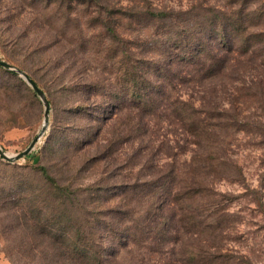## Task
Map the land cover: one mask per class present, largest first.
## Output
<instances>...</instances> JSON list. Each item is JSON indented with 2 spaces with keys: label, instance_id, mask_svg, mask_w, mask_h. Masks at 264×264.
Listing matches in <instances>:
<instances>
[{
  "label": "rangeland",
  "instance_id": "rangeland-1",
  "mask_svg": "<svg viewBox=\"0 0 264 264\" xmlns=\"http://www.w3.org/2000/svg\"><path fill=\"white\" fill-rule=\"evenodd\" d=\"M255 34L264 35V0H0V60L28 73L50 101L31 153L0 159V264H206L189 255L204 246L201 229L189 230L198 233L194 244L187 228L169 242L177 207L167 200L179 177L183 187L203 176L192 171L198 148L183 130L202 91L242 129L223 137L241 175L213 179L203 201H222L233 214L226 248L241 257L236 263L264 264V136L255 135L264 133V96L245 97L257 92L246 80L231 97L233 111L210 84L190 82L186 61L192 50L219 45L250 52L244 39ZM22 81L0 69V148L12 155L43 124L42 102ZM150 100V109L141 106ZM39 167L66 189L53 191ZM185 205L207 209L197 198Z\"/></svg>",
  "mask_w": 264,
  "mask_h": 264
},
{
  "label": "trees",
  "instance_id": "trees-1",
  "mask_svg": "<svg viewBox=\"0 0 264 264\" xmlns=\"http://www.w3.org/2000/svg\"><path fill=\"white\" fill-rule=\"evenodd\" d=\"M149 16L154 19H164L169 17V13L152 12ZM244 42L250 45V48L255 46L256 49H254V47L248 52L249 50L242 51L232 49L231 47L225 48L224 45L221 47L219 45L215 50L212 47L205 51L192 50L186 60L191 66L190 69H188L189 71H187L189 72L187 75L191 79L190 82L197 86H202L203 82H206L208 85L210 84V95L213 96V94L218 95V93H221V95L227 96L226 100L229 101V106L233 111H235V105L231 97H234L237 91L239 92V85H242V83L245 85L246 80H248L251 87L257 89V92L253 95L245 92V97L254 98L257 95L264 96V35H250L244 39ZM0 69L2 68L0 67ZM170 71L173 70L170 69ZM6 73L18 79L20 83H23V81L17 78L13 73L7 71ZM26 74L39 87L36 80L28 73ZM159 92L160 90L158 93ZM206 94H208L206 91H202V94H199V99L197 100L199 102L198 104H200L199 107L193 106L194 103L189 104L186 111L189 115H187L186 118L190 119V122L188 126L185 123L188 128L183 129L195 140L193 144L198 148L197 152L194 150L192 151L193 159L191 165L195 164V168H193L192 171L194 172L201 169L203 170V176L200 175V173L197 177H191L190 181L184 183L183 187H181L183 179L179 177L178 183H181V185L177 190L173 191L172 194L168 195L167 200L168 203L171 204L172 210L174 207H177V209L173 211V219L175 218L174 224L177 227L174 230V237L172 236L169 242H172L173 245L177 244L176 241L179 240L180 230H186V228L188 236L190 235L188 238L192 240V237H197L198 233L195 235L194 232H189V230H191L192 227H197L207 234V236L202 241L204 244L202 249H199L196 245L193 246L189 253L191 257L197 255L200 257V255H202L207 259L206 264H237L242 262L241 257L233 256L226 248L229 234L234 230L233 224L235 221L231 219L233 214L228 212V206L224 205L222 201L209 199L206 205L203 199L204 194H207V196H211V193L214 194L212 188L213 179L233 180L230 173L231 170H236L237 176L241 175V169L228 156V148L226 147L228 144L225 146L223 137L227 136L225 135L227 131L240 132L242 129L240 125H238L239 121L236 119L237 117L235 114H228L227 110L221 105L217 106L213 102H205L206 97H204V95ZM33 95H35V93ZM237 99H239V96H237ZM46 100L50 108V101L47 98ZM204 105L210 106L206 108ZM141 106L150 109L153 106V102L152 100L145 101L141 103ZM155 108H159L157 104ZM169 108L172 110V108H175V105L169 104ZM180 109L183 110L184 108L181 107ZM173 110L174 113L175 110H178V112L176 111L175 118L179 120L185 119L183 115L179 113V109ZM119 111L120 110H117L116 112L118 113ZM262 128L264 129V127ZM255 135L262 137L264 133L258 132L255 133ZM200 142H204L205 146H202ZM38 170L41 174V178L49 183L53 191L59 193L66 189L65 187L58 186L56 182L51 180L43 167H39ZM203 177L204 180L202 179ZM196 198L202 201L204 206H207V209L200 214L195 213L191 207H186L185 205H190ZM128 212H130V209L123 211L125 214ZM23 225L27 226L26 223ZM114 226L116 227V225ZM39 227L40 230H44L45 234L49 237H53V233L47 228V224L44 223ZM39 227L36 226L35 228ZM116 238L119 237L116 236ZM157 239L158 238L155 237V242ZM63 242L67 244L66 239L63 240ZM192 243L194 244V241ZM133 244L136 245L135 240ZM83 248L82 250H80V248L77 249L78 255H85V247ZM118 252L119 251H117L116 254H118ZM244 259H246V262L249 264L247 258ZM96 260H98V264H101V259L100 261L98 258L92 259L93 262ZM90 261L91 260L87 258L83 264H90ZM69 262L72 264L76 261L73 260Z\"/></svg>",
  "mask_w": 264,
  "mask_h": 264
},
{
  "label": "water",
  "instance_id": "water-1",
  "mask_svg": "<svg viewBox=\"0 0 264 264\" xmlns=\"http://www.w3.org/2000/svg\"><path fill=\"white\" fill-rule=\"evenodd\" d=\"M0 67L6 71H9L18 77H20L22 80L25 81V83L31 88V90L35 93V95L40 99L43 105V124L41 127L40 132L38 135H36L29 145L21 152L17 154H7L0 148V159L7 163H14L17 162L24 157H26L31 151L34 149L35 145L37 144L38 140L41 138V136L45 133L47 125H48V117H49V103L46 100L45 94L42 92V90L28 77V75L23 72L22 70L14 67L13 65L0 60Z\"/></svg>",
  "mask_w": 264,
  "mask_h": 264
}]
</instances>
